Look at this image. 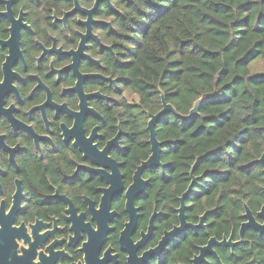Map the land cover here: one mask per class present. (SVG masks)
Returning <instances> with one entry per match:
<instances>
[{"label":"flooded vegetation","instance_id":"flooded-vegetation-1","mask_svg":"<svg viewBox=\"0 0 264 264\" xmlns=\"http://www.w3.org/2000/svg\"><path fill=\"white\" fill-rule=\"evenodd\" d=\"M31 1L0 0V246L7 251L1 264H163L178 236L206 225L186 227L153 250L179 225L182 194L177 222L167 227L154 204L150 211L141 204L161 160L138 173L151 152L137 163L120 152L115 113L121 97L137 100L123 89L119 70L128 0ZM118 132L107 152H84L89 145L103 150ZM118 180L110 219L100 203ZM140 181L147 183L139 193ZM202 216L204 222L200 215L193 223L185 214L192 224ZM97 220L107 222L101 237ZM230 234L233 241L243 238ZM203 245L178 264H192ZM216 247L230 249L213 245L217 255ZM210 257L216 260L207 253L201 264Z\"/></svg>","mask_w":264,"mask_h":264},{"label":"trees","instance_id":"trees-1","mask_svg":"<svg viewBox=\"0 0 264 264\" xmlns=\"http://www.w3.org/2000/svg\"><path fill=\"white\" fill-rule=\"evenodd\" d=\"M121 23L120 76L137 100L121 97L114 112L120 152L133 163L146 158V125L161 109V95L185 116L169 112L156 122L163 166L150 173L141 204L148 211L154 204L170 227L192 182L185 214L193 223L204 215L206 228L178 236L163 264L188 263L209 237L232 231L237 238L245 206L254 215L264 206V70L252 71L264 62V0H128ZM216 251L222 264H264V235L248 229L233 253Z\"/></svg>","mask_w":264,"mask_h":264},{"label":"water","instance_id":"water-1","mask_svg":"<svg viewBox=\"0 0 264 264\" xmlns=\"http://www.w3.org/2000/svg\"><path fill=\"white\" fill-rule=\"evenodd\" d=\"M11 1L12 0H6V2L8 4ZM200 102H201V99H198L194 102L192 108L189 110V113L187 115L188 118H190L191 116H193L197 112ZM161 106L162 107L159 111H157L154 114H149V119L147 121L146 129L148 130V133H149L148 143L150 144L151 154L149 155L147 160L143 161L139 165L138 173H140V171H142L143 169H151V168H154L156 166L161 165V162H160L161 143L156 139V135H155L156 122L163 115H165L169 112H172V113L176 114L177 116L185 118V116H182L181 114H179L175 111L172 104L167 103L164 100L163 95H161ZM118 134H119V132L116 134V136L113 139H111L107 142V144L103 148V150L98 151L94 145H89L86 147L84 152H92L91 155H93V152H107L109 146L112 143H115L117 141ZM259 162L261 163V166H262V169L264 172V158H263V156H261L259 158ZM146 183H147V181H140L139 193L143 190ZM191 185H192V182L189 184L188 188L182 193V195L180 197V207L178 208L179 225L174 226L171 230L166 231L164 233V236L159 241V244L157 245V247L155 249H153L154 251L155 250L158 251V250L162 249L164 244L169 239H172L174 235L181 232L186 227L205 228V225L203 222V216L200 218V220L197 224H192V223L187 222L185 214H184V206H185L184 199L189 194V191L191 189ZM134 188H135V182L131 186H129V188L126 191V195L128 197V200L126 203L127 208H128V204L131 203L130 200L132 199V193H133L132 191ZM114 189H115V191H114ZM120 189H121V183L118 180V182L116 183V185L114 187L111 186L110 188H108L106 190L107 195L104 196L105 199H103L102 202L100 203V210L99 211L104 212V214H105V216H107V218L108 217L110 218L114 214L113 212H109V205H110L109 204V199H110L109 197H113ZM108 194H109V196H108ZM104 200H106V201H104ZM130 210L131 209H129V211ZM257 216L261 219V221L256 220L253 213L248 209L247 206H245V212L243 213L244 221L240 224V227L238 230V235L240 238H242L246 229H253V230L257 231L260 235H264V206H262L261 209L257 212ZM97 222H98V231H96L95 233L100 234V237H101L102 233L104 234L105 230L108 229L107 228V222H106V220L101 221V222L99 220H97ZM238 243H240L239 240L238 241L232 240V234H230L229 237H227V238L225 236H223V238L221 240H217L215 237H210L205 245L198 247V254L192 258L191 262H192V264H201L203 261H205V255L207 253L212 254L216 258V260L220 262L218 255L216 254V252L213 249V245L226 246V247H229L233 251L234 247ZM6 253H7V251H6L5 247L0 246V264L2 261L7 260ZM93 257L96 258L95 254L92 256V260H93ZM99 261L101 262V260H99Z\"/></svg>","mask_w":264,"mask_h":264},{"label":"rangeland","instance_id":"rangeland-1","mask_svg":"<svg viewBox=\"0 0 264 264\" xmlns=\"http://www.w3.org/2000/svg\"><path fill=\"white\" fill-rule=\"evenodd\" d=\"M264 70V62L263 61H256L254 63V65L252 66V71H256V72H259V71H262Z\"/></svg>","mask_w":264,"mask_h":264}]
</instances>
